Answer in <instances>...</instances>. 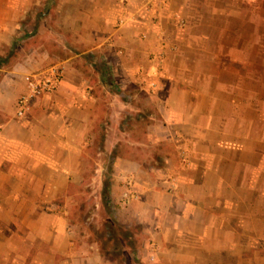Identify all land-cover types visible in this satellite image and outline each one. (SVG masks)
Returning <instances> with one entry per match:
<instances>
[{"label": "crops", "instance_id": "obj_1", "mask_svg": "<svg viewBox=\"0 0 264 264\" xmlns=\"http://www.w3.org/2000/svg\"><path fill=\"white\" fill-rule=\"evenodd\" d=\"M146 3L58 0L53 26L48 4L38 10V23L23 25L32 20L35 0H0V57L15 44L19 53L31 46L2 71L0 205L9 207L10 222L31 223L36 209L57 211L74 201L91 185L96 157L89 151L102 132L92 175L110 174V207L123 213L125 229L137 231L143 263L240 264L250 238L242 219L249 217L256 232L264 223V199L255 195L264 189V161L257 162L264 158V134L258 137L252 119L236 123L241 136L220 116L233 107L231 100L224 105L226 94L244 88L240 76L249 89L252 75L232 66L243 62L239 53L247 44L219 35L254 30L264 6L258 9L261 0H150L149 11ZM48 29L56 31L57 50L39 38ZM54 66L64 68L60 88L38 99L28 118H17L24 78ZM145 120L147 134L133 139ZM163 143L174 153L159 159L149 148ZM128 179L139 196L124 207Z\"/></svg>", "mask_w": 264, "mask_h": 264}, {"label": "rangeland", "instance_id": "obj_2", "mask_svg": "<svg viewBox=\"0 0 264 264\" xmlns=\"http://www.w3.org/2000/svg\"><path fill=\"white\" fill-rule=\"evenodd\" d=\"M57 1L35 0L36 5L33 7L32 20L30 21L26 18L20 23L23 25H25V22H29L32 25L38 23V21L35 22L36 16L44 3L45 5L48 4V7H45L48 8L47 10H53V14L47 15V22L54 26L57 23L55 16ZM261 1L262 4L257 3L258 9L262 5L264 6V0ZM254 28V30L251 28L234 32H220L219 37L221 38L236 39L240 40L241 44H247L246 46L241 45L239 53L243 62L241 64L234 63L232 66H234V70L241 73L249 71L252 75L249 80V89L247 85L245 86L248 80L240 76V82L244 85V88L240 89V93H237L238 89H235L234 94H226L227 103H224V105L230 106L228 102L231 100L233 107L230 109L227 107L222 110L220 116H223L222 118L227 123L232 124V131L241 136H243V130L237 131L238 125L236 123L239 122V126H246L250 120L254 119L256 121L255 133L259 137V135L264 134V14H257ZM40 36H43L45 41L47 40L51 49L57 50L54 45L52 46L57 38L55 30L50 32L48 29L43 32V35L39 34V38ZM22 38L25 39V37ZM39 38L36 37L35 40ZM253 43L255 47H253ZM22 49L20 50L21 53L18 54L24 57L25 53L31 50L30 43L25 49ZM97 80L100 79L94 78L95 82ZM97 88L100 91L98 86ZM247 89L251 92L245 93L244 91ZM134 119L137 118L135 117ZM3 120L4 117L0 113V123ZM146 123L147 121L145 120L136 126L137 123L133 121L131 129L135 131V128H138L137 132L135 131L136 133L132 136L133 139L139 138L142 140L144 138L147 134ZM98 132H101V130L99 129ZM102 138L101 132L94 150L89 151L91 156L95 155L94 157H96L94 163L90 162L89 178L91 179L88 182L91 185L81 190V192L77 191L76 194L79 193V197H76L74 201L69 200L66 206L57 208V211H54L55 208L50 206L36 209L33 213L36 216H33V219L36 221L31 223L10 222L9 207L0 205V264H127V260L131 264H147L143 263L137 255V251L140 248V244L137 247L135 242L137 240V231L135 229H125L124 221L122 222L121 219L123 213L119 210H114L112 207L108 208L103 203L101 188L104 182L106 183L110 180V174H107L104 179H98V177L92 175V171L94 172L93 168L97 167L96 164L100 165V158H97V154H99L103 146ZM261 141L264 144V141ZM148 146L147 144L145 149L148 150ZM149 149H152L154 155L157 158L159 157V159L165 158L168 153H174L168 143L158 144L154 149ZM124 150H128V148L125 147ZM167 156L171 157L169 154ZM259 160L262 162L264 158L257 159V162ZM256 193L258 200L264 199L263 188ZM63 201L67 203L65 199ZM259 209L264 211V204ZM111 211L115 215L118 212V215L114 216L118 220V224H121L117 227L118 232L121 234L129 232L131 236L130 242L134 243L128 244L126 249L115 241H109L108 222L111 217ZM40 213H43L42 216ZM44 214L49 216L47 220L44 219ZM56 216L61 219L56 218ZM41 218L43 220H40ZM242 220L244 221L241 224L244 227L242 231H248L250 238L246 240V252L239 256L241 259L240 264H264V223H260L262 227L258 228L256 232L252 231L253 222L249 217L246 220ZM134 224L136 225V223ZM254 226H257V224H254ZM61 234L64 238L61 237ZM255 234L258 238L252 237ZM62 242L65 243L63 248L61 247Z\"/></svg>", "mask_w": 264, "mask_h": 264}, {"label": "built area", "instance_id": "obj_3", "mask_svg": "<svg viewBox=\"0 0 264 264\" xmlns=\"http://www.w3.org/2000/svg\"><path fill=\"white\" fill-rule=\"evenodd\" d=\"M146 7L151 11L150 0H146ZM126 20L121 19L119 25H125ZM184 26V22H180V27ZM65 79L64 68L54 66L30 74L24 78L26 83V91L23 92L17 103V118H28L33 109L34 103L45 96L55 93L62 85ZM125 190L122 194V204L124 207L129 206L133 201L138 199V192L133 180L128 179L125 183ZM155 250V248H154ZM156 251V250H155Z\"/></svg>", "mask_w": 264, "mask_h": 264}, {"label": "trees", "instance_id": "obj_4", "mask_svg": "<svg viewBox=\"0 0 264 264\" xmlns=\"http://www.w3.org/2000/svg\"><path fill=\"white\" fill-rule=\"evenodd\" d=\"M18 48H17V44H15L12 48H9L6 50L5 54L3 56L0 57V82L3 78V74L2 71L3 70H8V69H12L14 67V65L17 63V60L19 58V54H18ZM109 184L108 182L104 183V189L102 192V196H103V203L105 205H107L108 208H110V199H109ZM110 219L108 222V226H109V241L110 242H116L119 245H121L124 249L128 248V244H134L133 242H130L131 236L129 234V232L127 234H121L118 232L117 227L121 224H118L119 222L116 220V218L114 217V213L111 211L110 212ZM128 240V242H127ZM137 242V240L135 241ZM124 257V255H123ZM126 258V257H125ZM127 260V259H126ZM127 264H131L129 260H127Z\"/></svg>", "mask_w": 264, "mask_h": 264}]
</instances>
